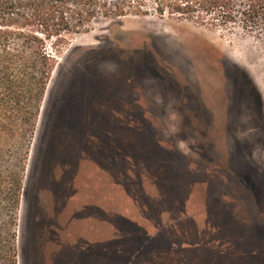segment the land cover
<instances>
[{"label": "rangeland", "instance_id": "rangeland-1", "mask_svg": "<svg viewBox=\"0 0 264 264\" xmlns=\"http://www.w3.org/2000/svg\"><path fill=\"white\" fill-rule=\"evenodd\" d=\"M144 3L58 61L17 264H264V31Z\"/></svg>", "mask_w": 264, "mask_h": 264}, {"label": "trees", "instance_id": "trees-1", "mask_svg": "<svg viewBox=\"0 0 264 264\" xmlns=\"http://www.w3.org/2000/svg\"><path fill=\"white\" fill-rule=\"evenodd\" d=\"M160 16L264 31V0H152ZM144 0H0V264H17V213L48 85L73 37L97 18L144 16Z\"/></svg>", "mask_w": 264, "mask_h": 264}, {"label": "flooded vegetation", "instance_id": "flooded-vegetation-1", "mask_svg": "<svg viewBox=\"0 0 264 264\" xmlns=\"http://www.w3.org/2000/svg\"><path fill=\"white\" fill-rule=\"evenodd\" d=\"M58 217V216H57ZM56 230L63 231L64 228H62L58 223L55 225ZM66 229V227H65Z\"/></svg>", "mask_w": 264, "mask_h": 264}]
</instances>
